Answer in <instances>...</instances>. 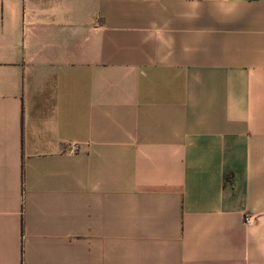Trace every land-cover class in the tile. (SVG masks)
<instances>
[{
    "label": "crops",
    "instance_id": "0c3cea01",
    "mask_svg": "<svg viewBox=\"0 0 264 264\" xmlns=\"http://www.w3.org/2000/svg\"><path fill=\"white\" fill-rule=\"evenodd\" d=\"M0 264H264V0H0Z\"/></svg>",
    "mask_w": 264,
    "mask_h": 264
},
{
    "label": "built area",
    "instance_id": "2783aa9c",
    "mask_svg": "<svg viewBox=\"0 0 264 264\" xmlns=\"http://www.w3.org/2000/svg\"><path fill=\"white\" fill-rule=\"evenodd\" d=\"M246 221H247V222H250V221H251V218H250V217H247V218H246Z\"/></svg>",
    "mask_w": 264,
    "mask_h": 264
}]
</instances>
